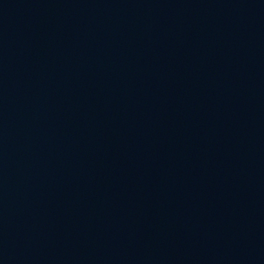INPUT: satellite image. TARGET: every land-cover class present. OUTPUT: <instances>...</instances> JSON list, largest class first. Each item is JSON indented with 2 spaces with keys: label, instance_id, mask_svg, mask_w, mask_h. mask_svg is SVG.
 I'll use <instances>...</instances> for the list:
<instances>
[{
  "label": "water",
  "instance_id": "95a60500",
  "mask_svg": "<svg viewBox=\"0 0 264 264\" xmlns=\"http://www.w3.org/2000/svg\"><path fill=\"white\" fill-rule=\"evenodd\" d=\"M0 264H264V0H0Z\"/></svg>",
  "mask_w": 264,
  "mask_h": 264
}]
</instances>
